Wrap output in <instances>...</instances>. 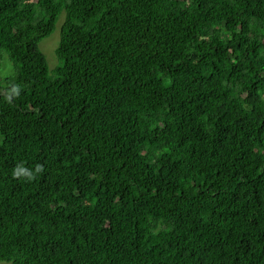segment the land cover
Here are the masks:
<instances>
[{
    "label": "trees",
    "instance_id": "16d2710c",
    "mask_svg": "<svg viewBox=\"0 0 264 264\" xmlns=\"http://www.w3.org/2000/svg\"><path fill=\"white\" fill-rule=\"evenodd\" d=\"M3 55L0 263L264 264V0H0Z\"/></svg>",
    "mask_w": 264,
    "mask_h": 264
},
{
    "label": "rangeland",
    "instance_id": "374dc122",
    "mask_svg": "<svg viewBox=\"0 0 264 264\" xmlns=\"http://www.w3.org/2000/svg\"><path fill=\"white\" fill-rule=\"evenodd\" d=\"M63 21H64V13L60 16L53 34L45 38L40 43V49L48 60L49 69L51 72H53L54 68H57L59 65V61L56 56V49L60 42ZM13 73H14L13 64L9 61L6 55H3L0 78L3 79L9 75H12ZM0 264H7V263H0Z\"/></svg>",
    "mask_w": 264,
    "mask_h": 264
}]
</instances>
